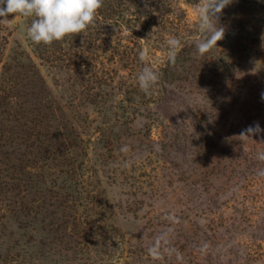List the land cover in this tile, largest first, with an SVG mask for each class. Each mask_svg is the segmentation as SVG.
I'll return each instance as SVG.
<instances>
[{
	"label": "rangeland",
	"instance_id": "374dc122",
	"mask_svg": "<svg viewBox=\"0 0 264 264\" xmlns=\"http://www.w3.org/2000/svg\"><path fill=\"white\" fill-rule=\"evenodd\" d=\"M202 4L122 1L112 13L100 9L85 32L50 45L28 37L35 17L11 14L0 23V87L9 86V105L0 110L21 117L31 137L20 154L8 147L0 154L6 187L0 185L1 258L11 256L13 264H240L239 245L255 260L244 256L242 264H264V193L249 207V221L229 229L223 221L239 217L233 202L219 209L208 204L176 143L184 132L199 136L206 129L204 97L226 100L228 90L236 100L251 84L264 59V0H231L215 17L224 38L200 54L197 45L210 35ZM170 38L180 42L174 61ZM144 49L146 62L139 58ZM228 50L245 68L235 77L223 64L214 67V55ZM145 66L159 77L147 94L137 79ZM222 107L228 124L238 119L239 101ZM25 193L15 199L40 212L27 224L9 206ZM154 245L159 259L149 255Z\"/></svg>",
	"mask_w": 264,
	"mask_h": 264
},
{
	"label": "trees",
	"instance_id": "16d2710c",
	"mask_svg": "<svg viewBox=\"0 0 264 264\" xmlns=\"http://www.w3.org/2000/svg\"><path fill=\"white\" fill-rule=\"evenodd\" d=\"M122 1L126 0H104L101 10L105 14H108L109 10L112 13L111 10L122 5ZM119 13V16L122 15L121 10H119ZM220 53V56L214 55V59L216 60L214 67L216 69L220 64H223L230 75L234 77L245 70L242 66V57L240 55L235 54L234 56L232 50ZM8 70L11 71L12 69ZM14 74L17 75V73ZM208 82L214 85L216 81L210 78L207 80ZM8 88L9 86H5V83L0 87V105L2 106L9 105V102H7L8 95H6ZM244 89L246 90L244 91ZM239 91L237 92L238 94L235 92L238 100H235L228 90L224 95L227 98L226 100L221 95L219 97L216 95L204 97L205 101L201 114L207 118L206 129L199 136L196 133L191 135L184 132L177 137L176 142L177 151L180 153L181 158H184V156L189 157L181 161L183 164H188L192 172L195 171L193 175L196 178L193 182L199 188L200 194L204 195L208 204L215 209H219L223 205H228L229 201L233 202L230 206L239 217L223 221L225 224L230 223L231 228L229 229L232 230H237L240 224L249 221L248 216L252 214L249 211V207L259 202L264 193V131H259L256 134L241 135L249 126L256 124L259 125L261 130H264V59L251 79V84L249 86H242ZM227 100H230L232 103L239 101L240 106L238 119H234L236 122L232 121L229 124L227 120L229 113L227 110H224V107L221 108V105L226 104ZM0 118L9 127L8 130L0 128V154L2 149L6 147L11 149V155L13 153L15 155L20 154L22 148H29L28 146L30 145L28 143L31 137L27 136L26 130L23 129L25 123L21 122L22 118L16 117L9 109L0 110ZM2 120H0V125H4ZM223 120L224 125H221V128H219L218 125L222 124ZM225 126L227 128L219 145H212L210 143L212 136L217 132L221 133ZM209 148L213 149L212 152L209 150L205 152V149ZM206 155H209L210 158H206ZM199 157L200 159H197ZM217 181L219 182V186H211V184ZM2 184L3 178H0V185L3 186ZM3 188L5 189L6 187L3 186ZM8 191L6 190L5 192ZM24 191L22 190L21 192L23 193ZM240 192L243 193L237 200ZM26 195L28 194H17L14 196V199L16 197L24 199ZM222 196L226 198L220 200ZM14 199L9 206L11 207L10 212L13 213V216L17 220L20 219L27 224L29 219H35V216H32V214L37 215L40 213L35 212V207L29 203L24 204ZM4 200L8 201L7 198H4ZM234 224L237 225L234 227ZM222 225L220 224V226ZM246 247L244 246L241 249L239 245L237 246L236 252H240V255H237V261H241L239 262L240 264L245 262L243 261L244 256H248L252 261H255L250 250L244 253ZM179 250L181 251V247ZM12 258L11 256H3V258L0 256V262L2 264H13ZM260 261L264 262V258L263 261L262 259ZM14 263H16V259Z\"/></svg>",
	"mask_w": 264,
	"mask_h": 264
},
{
	"label": "clouds",
	"instance_id": "9594fccd",
	"mask_svg": "<svg viewBox=\"0 0 264 264\" xmlns=\"http://www.w3.org/2000/svg\"><path fill=\"white\" fill-rule=\"evenodd\" d=\"M231 3V0H203L201 10L208 18L209 25L203 30L210 33L206 39L197 45V51L203 54L217 41L224 38L225 30L219 26L215 18L223 9ZM104 0H0V23H8L7 18L11 14L21 17H35L27 29L28 37L36 44L50 45L54 41L63 40L68 35L85 32L96 22L98 12L103 7ZM14 18V19H15ZM168 58L174 61L175 49L180 42L175 38L168 40ZM142 62L148 59L147 49L140 52ZM140 89L147 94L150 87L159 79L156 72L145 66L137 77ZM264 131L259 125L249 126L241 135L256 134ZM153 259H159L158 247L154 245L148 249Z\"/></svg>",
	"mask_w": 264,
	"mask_h": 264
}]
</instances>
